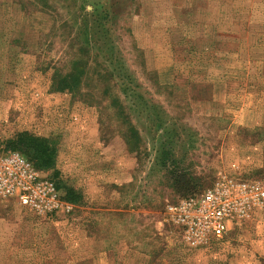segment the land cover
<instances>
[{"label":"rangeland","instance_id":"rangeland-1","mask_svg":"<svg viewBox=\"0 0 264 264\" xmlns=\"http://www.w3.org/2000/svg\"><path fill=\"white\" fill-rule=\"evenodd\" d=\"M23 131L72 209L0 196V264H264V207L196 245L166 215L264 188V0H0V149Z\"/></svg>","mask_w":264,"mask_h":264},{"label":"built area","instance_id":"built-area-1","mask_svg":"<svg viewBox=\"0 0 264 264\" xmlns=\"http://www.w3.org/2000/svg\"><path fill=\"white\" fill-rule=\"evenodd\" d=\"M0 196L14 198L39 215L68 213L72 209L51 178L12 150L0 149ZM263 207L262 186L222 175L205 190L168 204L166 215L181 236L196 245L208 236L220 237L233 218H248Z\"/></svg>","mask_w":264,"mask_h":264},{"label":"trees","instance_id":"trees-1","mask_svg":"<svg viewBox=\"0 0 264 264\" xmlns=\"http://www.w3.org/2000/svg\"><path fill=\"white\" fill-rule=\"evenodd\" d=\"M5 143L4 150L18 151L37 169H47L53 163L56 149L54 144L45 138L23 131L6 140ZM55 185L60 189L56 183ZM62 197L68 201H73V190L67 188Z\"/></svg>","mask_w":264,"mask_h":264}]
</instances>
